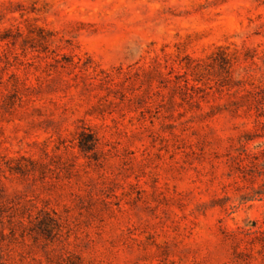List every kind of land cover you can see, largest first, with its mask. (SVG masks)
<instances>
[{"label": "rangeland", "instance_id": "rangeland-1", "mask_svg": "<svg viewBox=\"0 0 264 264\" xmlns=\"http://www.w3.org/2000/svg\"><path fill=\"white\" fill-rule=\"evenodd\" d=\"M0 264H264V0H0Z\"/></svg>", "mask_w": 264, "mask_h": 264}, {"label": "trees", "instance_id": "trees-1", "mask_svg": "<svg viewBox=\"0 0 264 264\" xmlns=\"http://www.w3.org/2000/svg\"><path fill=\"white\" fill-rule=\"evenodd\" d=\"M224 46H220L219 49H223ZM224 60H226V57H223Z\"/></svg>", "mask_w": 264, "mask_h": 264}]
</instances>
